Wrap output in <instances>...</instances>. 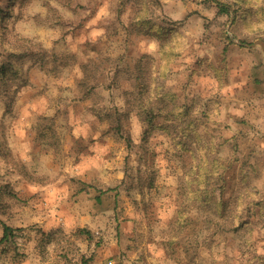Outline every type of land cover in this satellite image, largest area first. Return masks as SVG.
<instances>
[{"label":"rangeland","instance_id":"obj_1","mask_svg":"<svg viewBox=\"0 0 264 264\" xmlns=\"http://www.w3.org/2000/svg\"><path fill=\"white\" fill-rule=\"evenodd\" d=\"M62 1L0 0V22L58 58L28 63L11 110L0 105V183L10 189L0 218L23 228L21 254L0 252V264H264V55L248 46L264 42V29L235 20L232 8L219 13L213 0L152 3L146 34L134 24L135 0ZM252 7L263 8L264 26V0ZM157 25L185 40L157 83L192 104L195 133L229 161L222 212L190 190L186 147L196 145L183 122L157 113L143 141L126 105L127 69L143 56L159 62ZM90 59L98 84L85 97L80 64Z\"/></svg>","mask_w":264,"mask_h":264},{"label":"trees","instance_id":"obj_2","mask_svg":"<svg viewBox=\"0 0 264 264\" xmlns=\"http://www.w3.org/2000/svg\"><path fill=\"white\" fill-rule=\"evenodd\" d=\"M213 1L219 13L227 14L230 8H232L235 13V20L239 18L248 24L255 22V25H252L257 29L255 32L259 34L263 32L264 26L261 19L263 17V8L260 10L253 9L252 7L253 2H260L261 0ZM72 2L73 0L62 1L68 8H74ZM135 2L136 21L134 24L144 25V29L141 32L146 34L153 28V25L149 21L150 7L152 3L157 4V6H161V4L159 0H135ZM157 29L159 30L157 32L159 62H148L145 60L146 57L143 56L135 61L132 70H129L130 68L127 69L128 77L132 81V87L129 91H125L126 105L129 107V111L130 109L134 110L141 120L143 141L156 128L155 118L157 113L162 112L163 116L167 117V119H178L183 122L181 133L187 135V132L190 131V134L195 136L194 143L196 145L192 149L186 147L190 152L191 158L187 178L190 190L196 194L203 204L214 203L219 211L222 212L223 210H227L226 206L228 204L226 205V201H229V198L224 195L227 181L224 170H227V167L230 166L229 161H225V159L209 153L211 148L210 141L195 133L196 123L187 115L193 107L192 104L178 101L169 91L163 93L161 90L162 85L160 86L157 83L158 76H163L165 79L170 64L181 55L183 45L185 44V40H181V35L173 27L157 25ZM225 37L229 41L228 36L225 35ZM226 51V47L224 46L222 48L223 55ZM0 57V105H3L5 111H10L12 108L21 82L26 78V66L28 63L32 62L42 67L45 66L49 57L51 58L50 62L54 64H56L58 59L54 54L50 55L40 44L12 32L2 22H0ZM80 70L82 75L78 85L82 89L84 96L89 97L98 84V65L94 60L90 59L80 64ZM255 80L259 83L258 79ZM171 127V125H168L166 129L170 131L172 130ZM118 134L126 138L127 145L132 144L128 135H123L122 131H118ZM180 140L183 141V139ZM184 143L186 142H181L179 146H183ZM247 186L245 185V188ZM9 192L8 186L0 183V210L3 208L1 198L4 195H10ZM239 198H242L240 190L236 191L235 195L236 200ZM96 199L99 200V196H96ZM251 203L247 204L248 211L250 210ZM229 219L231 221V218ZM246 219H237L236 227L247 223ZM176 220L182 223L181 229H183L186 224L187 215L180 207L177 209ZM0 230V252L6 253L12 250L17 255L21 254L18 251L17 239L23 228L9 225L0 218ZM78 232L89 233L85 228L78 229ZM40 234L41 237L50 239L52 232L40 231ZM81 264H85V261Z\"/></svg>","mask_w":264,"mask_h":264},{"label":"water","instance_id":"obj_3","mask_svg":"<svg viewBox=\"0 0 264 264\" xmlns=\"http://www.w3.org/2000/svg\"><path fill=\"white\" fill-rule=\"evenodd\" d=\"M255 44H257V45H259L261 47V49L263 51V55H264V42L262 40H257V41H255L254 43H252V44H250L248 46H253Z\"/></svg>","mask_w":264,"mask_h":264}]
</instances>
